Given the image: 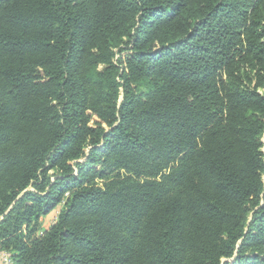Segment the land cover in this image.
Returning a JSON list of instances; mask_svg holds the SVG:
<instances>
[{
	"label": "trees",
	"instance_id": "16d2710c",
	"mask_svg": "<svg viewBox=\"0 0 264 264\" xmlns=\"http://www.w3.org/2000/svg\"><path fill=\"white\" fill-rule=\"evenodd\" d=\"M263 89L264 0H0V250L264 264Z\"/></svg>",
	"mask_w": 264,
	"mask_h": 264
},
{
	"label": "built area",
	"instance_id": "2783aa9c",
	"mask_svg": "<svg viewBox=\"0 0 264 264\" xmlns=\"http://www.w3.org/2000/svg\"><path fill=\"white\" fill-rule=\"evenodd\" d=\"M2 257V264H12L11 254L7 251L0 250Z\"/></svg>",
	"mask_w": 264,
	"mask_h": 264
},
{
	"label": "rangeland",
	"instance_id": "374dc122",
	"mask_svg": "<svg viewBox=\"0 0 264 264\" xmlns=\"http://www.w3.org/2000/svg\"><path fill=\"white\" fill-rule=\"evenodd\" d=\"M262 92H264V89L262 90ZM59 208H60V207H58V209H56L55 211H53L50 215H48V216L44 219V222H45L44 224H45L46 226H49V225L54 221L55 216H56V214H57Z\"/></svg>",
	"mask_w": 264,
	"mask_h": 264
},
{
	"label": "crops",
	"instance_id": "0c3cea01",
	"mask_svg": "<svg viewBox=\"0 0 264 264\" xmlns=\"http://www.w3.org/2000/svg\"><path fill=\"white\" fill-rule=\"evenodd\" d=\"M50 215V214H49ZM1 253V252H0ZM0 264H2V257H1V255H0Z\"/></svg>",
	"mask_w": 264,
	"mask_h": 264
}]
</instances>
